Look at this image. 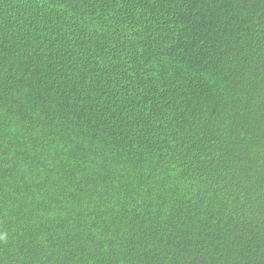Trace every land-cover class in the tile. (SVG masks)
I'll use <instances>...</instances> for the list:
<instances>
[{
    "label": "trees",
    "instance_id": "trees-1",
    "mask_svg": "<svg viewBox=\"0 0 264 264\" xmlns=\"http://www.w3.org/2000/svg\"><path fill=\"white\" fill-rule=\"evenodd\" d=\"M0 264H264V0H0Z\"/></svg>",
    "mask_w": 264,
    "mask_h": 264
}]
</instances>
